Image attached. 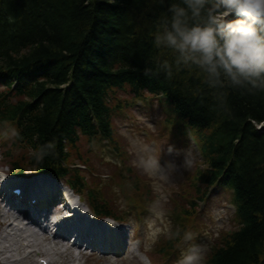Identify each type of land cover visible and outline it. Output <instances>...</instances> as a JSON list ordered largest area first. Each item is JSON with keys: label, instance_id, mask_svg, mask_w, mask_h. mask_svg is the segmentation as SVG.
<instances>
[{"label": "trees", "instance_id": "trees-1", "mask_svg": "<svg viewBox=\"0 0 264 264\" xmlns=\"http://www.w3.org/2000/svg\"><path fill=\"white\" fill-rule=\"evenodd\" d=\"M170 2L0 0V77L9 83L0 92V123L14 126L33 151L23 152L15 171L52 172L81 186L85 178L75 167L78 157L87 160L81 147L115 137L119 90L164 93L205 143L207 167L198 180L210 186L226 175L236 188L243 224L209 264H264V129L257 128L264 123V88L224 77L209 83L199 66L178 64L177 51L157 48L156 21ZM14 81L21 83L16 89ZM51 140L54 154L37 160L36 150Z\"/></svg>", "mask_w": 264, "mask_h": 264}, {"label": "rangeland", "instance_id": "rangeland-1", "mask_svg": "<svg viewBox=\"0 0 264 264\" xmlns=\"http://www.w3.org/2000/svg\"><path fill=\"white\" fill-rule=\"evenodd\" d=\"M232 17L234 15L229 18L232 19ZM119 99L128 100L129 98L124 96ZM138 110V107H130L121 111V119L117 117L118 125H120L117 150L113 147L111 150L105 147L98 150L97 146H91L88 141L83 144L84 148L81 147L87 153V160L84 161L82 157H78L77 164L83 165L89 161L88 164L92 169L99 170L95 172L98 175L92 174L90 170H84L85 173H89L86 175V181H89L87 191L98 194L101 200L107 202L108 208L114 210L115 214L118 212L119 216H125L127 220H131L130 226L133 228H136L139 220V217L133 216V213L146 209L144 222L139 225H146L145 236L142 238L144 249L153 258L155 264L166 261L161 257L162 247L174 243L175 235L172 228L175 225L172 219L175 216L173 214L185 217L190 231L196 235L194 242L207 245L205 250H209L214 245H223L225 236L238 229V225L230 218L232 214L227 210L226 203L230 201V195L222 193L218 198L212 197L211 199L214 200L209 201L210 204L206 206L210 205L207 213H204L205 209H201L200 206L194 210L192 203H196L202 194L200 190L203 189L196 181L198 171L194 163L196 156L191 149L183 152L178 148L176 144L178 141L163 124L164 115L160 113L157 116L160 112L158 107L153 106L149 112V115H153L149 117L141 115ZM4 133L0 130L1 143H4L3 139L9 144L15 141L14 130L9 131L11 133L9 137L2 138ZM24 153L26 155L25 151ZM22 154L21 146L16 143L13 156L16 155V158H19ZM150 155L156 156L160 161L159 170L151 174L142 163V160ZM200 166L203 165L200 164ZM26 174H32V172L27 171ZM106 174H111L113 178H106ZM83 194L86 195L85 192ZM156 201H160L159 206L163 210V219L156 217L151 210ZM153 219L163 231L160 232L158 239L148 247L147 225ZM136 235L137 232L135 235L133 233L135 239ZM176 242L175 246L183 248L180 255L182 258L189 244H186V240L183 239ZM40 248L45 252L54 251L52 247L49 251L45 249L46 246L40 245ZM53 258L55 259L54 256ZM114 263L116 262H108L107 259L101 260L100 257H96L89 262L86 261L85 264ZM57 264H70V259H62ZM119 264H124V262ZM167 264L172 263L167 262Z\"/></svg>", "mask_w": 264, "mask_h": 264}, {"label": "clouds", "instance_id": "clouds-1", "mask_svg": "<svg viewBox=\"0 0 264 264\" xmlns=\"http://www.w3.org/2000/svg\"><path fill=\"white\" fill-rule=\"evenodd\" d=\"M154 35L157 48L177 51V63L199 66L209 83L224 77L233 85L249 82L264 88V0H171L156 21ZM163 67L171 77V64L164 61ZM151 72L146 69V74ZM55 147V140L41 145L35 153L37 160L54 154ZM142 163L150 174L160 168L154 155ZM159 205L156 201L151 210L163 219ZM147 226L150 247L163 229L155 219ZM184 238L194 240L195 233L189 231ZM207 247L192 243L176 264H204Z\"/></svg>", "mask_w": 264, "mask_h": 264}, {"label": "bare ground", "instance_id": "bare-ground-1", "mask_svg": "<svg viewBox=\"0 0 264 264\" xmlns=\"http://www.w3.org/2000/svg\"><path fill=\"white\" fill-rule=\"evenodd\" d=\"M53 185H50V187H49V185L45 188V193H47L48 194V196L51 198V199H49V201H53V199L52 198H55L56 197V195L55 194H53ZM28 194H30V192H27ZM44 193H40V196L41 195H43ZM11 205H14L13 203H11ZM44 206H47V205H44ZM0 208H1V206H0ZM3 225H6V226H11V223H9V221H8V219H1V215H0V226H3ZM0 244H1V242H0ZM6 252H7V250H3L2 251V254H6Z\"/></svg>", "mask_w": 264, "mask_h": 264}]
</instances>
